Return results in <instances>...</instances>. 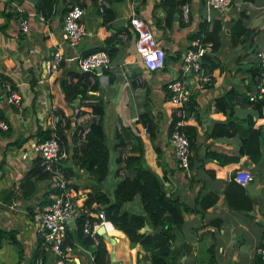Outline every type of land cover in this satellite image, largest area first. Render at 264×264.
<instances>
[{
	"label": "crops",
	"instance_id": "crops-1",
	"mask_svg": "<svg viewBox=\"0 0 264 264\" xmlns=\"http://www.w3.org/2000/svg\"><path fill=\"white\" fill-rule=\"evenodd\" d=\"M159 1L115 2V16L110 21L109 29L114 32L127 25L128 14L134 11L148 22L157 42L163 47L164 65L155 70L145 68L134 50V34L126 28L125 34L123 30L117 34L118 57L110 59L107 72H102L101 67L95 68L97 88L86 90V98L90 102L100 100L103 104L102 125L111 146L108 172L100 182V189L111 196L115 182L122 176L115 172L117 147L120 145H115V133L122 136L123 143L132 145V133H138L132 117L146 113L152 122L154 143L162 150L165 162L174 169L170 179L178 199L189 207H197L196 199L207 192L216 194V200L202 213L182 209L183 222L179 229L173 228V244L181 246L183 242L190 243L193 264H203L208 258L207 246L212 242L213 235L215 264H261L255 259V248L264 233V114L256 118L251 104L242 97L254 88V85L246 84L250 83L249 67L256 61L254 51L264 39V0H232L227 9L214 8L206 0H182L169 22L165 21V10ZM73 3H79L84 9L81 18L84 33L76 45L70 46L60 36L62 17L57 5L55 14L44 17L35 10L32 0H0V74L21 93V102L13 104L7 100L5 89L0 85V115L8 124L6 129L0 128V229L12 230V233H4L0 237V264H27L36 245V222L26 213V209L28 206L32 211L40 205L48 181L47 178L38 179L36 191L26 199L19 195L18 183L35 157L31 144L38 138L37 127L47 128L51 105L64 110L70 106L62 97L54 78L57 70L44 75V61L51 52L59 49L62 54L59 73L76 71L77 57L98 45L105 34L104 29L98 26L101 0H77ZM23 17L28 21L26 32L20 28ZM235 19L241 20L245 32L233 38L232 42L230 27ZM203 20L209 27L212 21L219 22V45L213 51L208 49L221 65L218 73L214 70L216 77L213 84H205L211 79L203 81L198 71L185 68L182 61L189 35L198 30ZM213 74L211 72L214 78ZM172 79L180 80L194 100V110L185 117L187 120H182V123H197L195 148L191 152L189 150L191 165L187 171L177 166L166 133L174 107L165 95L164 85ZM228 87L239 92L232 115L242 117L246 112H252V127L259 129L262 153L257 162L248 158L244 150L246 141L242 143L244 137L241 134L207 136L214 123L226 121L225 113L214 109V99ZM76 101L77 97L73 102ZM150 147V143L146 145L144 160L149 168L157 171L155 154ZM237 168L249 170L252 175L250 181L256 174L259 176L256 186L261 185V192L254 195L255 203L249 210L251 215L229 208L223 198V188ZM78 175H72V183L84 181L81 173L78 172ZM164 184L165 188L169 185L168 181ZM13 200L16 205L10 206ZM122 208L142 212L137 196L125 201ZM216 218L220 219L218 226L209 224ZM68 225L72 226L70 222ZM143 225L148 226L143 231H150L148 222ZM104 234L109 264L112 261L115 264H139L140 255L136 254L138 246L130 247L120 228L109 221ZM13 240L20 248L12 243ZM44 250L45 260L42 264H55V254L46 245ZM87 251L75 250L81 264H90ZM182 254L181 248L176 264H185L181 259ZM261 256L264 257V252Z\"/></svg>",
	"mask_w": 264,
	"mask_h": 264
},
{
	"label": "trees",
	"instance_id": "trees-1",
	"mask_svg": "<svg viewBox=\"0 0 264 264\" xmlns=\"http://www.w3.org/2000/svg\"><path fill=\"white\" fill-rule=\"evenodd\" d=\"M76 1L77 0H32L35 10L40 11L44 17L55 14L56 5L60 9L59 15L62 17L68 7ZM117 1L120 0H101V20L98 26L104 29L105 34L102 36L101 42L88 49L85 54L95 50H103L107 53L109 59L118 57L120 51L118 48L119 37L117 34L121 30H123L122 32L124 33L126 28L131 31V28L127 23V25L114 32L109 29L110 21L115 16L113 4ZM158 3H160L165 10V21L169 22L170 16L175 10L179 9L182 0H160ZM218 29L219 22L217 20L212 21L210 27L207 22L203 20L199 23L198 30L189 35V39L196 36L199 32H203L204 37L202 39L211 42L209 49L213 51L219 45ZM131 32L133 33V31ZM244 32L245 27L241 20L235 19L230 27V34L231 36L233 35L231 41L233 42V38H237ZM210 51H206L202 56V65L205 68V72L210 74L211 79L205 84H213L216 77L213 74L214 70H217L216 73L221 70L220 63L209 54ZM60 63L61 60L56 68L57 73L54 78L59 84L62 97L68 104L73 102L76 97H80V99L85 98L87 96V88H97L95 68L86 71L69 70L59 73ZM249 70L251 71V77L250 83L246 84L247 86L254 85L258 80L260 68L257 60L250 65ZM101 71L107 72V66H102ZM91 78L93 81H91ZM164 89L168 99L170 91L167 90L168 88L165 85ZM249 92L251 91L249 90L248 93ZM248 93L242 98L246 99V101L251 104L252 112L255 113V116H257L256 118H259L264 114V92L260 95H256L253 100L248 99ZM238 95L239 92L237 89L228 87L221 95L215 97L214 109L225 113L226 121L223 123H214L207 133V136L241 134V136L244 137L242 143L246 141L244 150L247 152L248 158L253 162H257L261 158L262 142L258 127L256 129L252 127L254 124L252 112H246L242 117L232 115V108ZM79 104H81L82 109L94 110L98 114L97 119L89 123V129L85 132L83 139L79 140L74 134L70 136L67 135L66 130L69 126V116L66 109L64 110L59 107H57V109L63 116L62 123L60 121L56 122L52 129H41L37 127L36 133L39 139L48 137L51 133L55 134L59 144L67 151V155L63 162L58 161L57 163L68 179L66 185L72 187L76 191V201L78 204H85L92 209L94 212L92 216H97L96 210L101 208L104 211L105 218L125 233L130 247L138 246L139 250L136 254L140 255L138 258L139 264H176V260L181 254V246H175L173 244V238L175 237L173 228L179 229L182 225V209L196 210L202 213L206 207L210 206L216 200V194L214 192H207L196 199L197 207H189L178 199L177 193L172 189L173 181L170 179V173H172L174 169L165 162L162 150L154 143L155 134L150 118L146 113H140L134 120L138 133H132L133 143L130 145L124 163L125 175H119L120 177H118V180L112 188L111 196H108L106 192L100 189V182L105 178L108 172L111 147L102 125L103 104L100 100L97 102L79 101ZM182 109L183 113L180 115L176 114L174 110L172 111L166 129L168 136L174 128L176 121L179 119L187 120L185 117L191 110H194V100L192 96L189 97L188 95V99L183 103ZM195 117L200 125L199 117H197V115ZM143 124H146L148 128L147 137L141 132ZM196 126L197 123L189 121L181 123L179 126L176 125V128L187 138L189 166L191 165V155L189 154L195 148ZM114 137L117 138L115 145L120 144L119 146H121V143L124 142L122 141V136L117 132ZM149 143L153 154H155V161L158 165L157 171L149 168L144 160L146 145H149ZM240 151L242 152V147H240ZM119 159L118 151L116 155L117 166L115 172H118L121 167ZM78 172L85 178L84 181L79 180L72 183V175H78ZM233 175L234 174H232L226 186L223 188L224 201L229 208L233 210H242L248 215H251L249 210L254 206L255 198L247 193L243 185L235 181ZM46 177L47 173L40 164V158L35 156L32 159L30 167L22 173L18 183L19 195L21 198H29L37 189L36 181ZM165 181L169 183L167 188L164 186ZM46 193L47 190L42 194L43 201L39 202V206L47 202L48 198ZM134 196L139 198L142 212H133L122 208V204L132 199ZM26 213L31 216L32 211L28 206ZM145 222H148L150 225V231L140 232L138 229ZM81 223L82 217L80 215L76 217L74 225H67L65 234L66 242L72 243L74 248L79 245L89 250L93 256V264H109L106 242L104 240V235H102L104 233L96 232V239H93L82 233ZM219 223L220 219L218 218L209 221V224L215 226H218ZM11 231L12 230L5 231L0 229V237L4 233H12ZM212 239V242L207 246L208 258L203 264H215V242L213 235ZM12 243L19 247L17 241L13 240ZM44 245H46V243L43 241L42 236L37 233L36 245L31 251L27 264H33L35 260H37V264H42L44 262ZM257 247H261L262 251L256 250ZM19 248L18 253L21 254V249ZM256 248L255 259L261 264H264V257L261 256L264 252V233L261 234ZM146 250L149 252L147 253L148 255L146 254ZM73 253L74 252H70L67 256H71ZM19 256L20 255H18V260ZM63 261L64 258H57L58 264H61L60 262ZM73 264L81 263L76 259Z\"/></svg>",
	"mask_w": 264,
	"mask_h": 264
},
{
	"label": "built area",
	"instance_id": "built-area-1",
	"mask_svg": "<svg viewBox=\"0 0 264 264\" xmlns=\"http://www.w3.org/2000/svg\"><path fill=\"white\" fill-rule=\"evenodd\" d=\"M212 7L218 9H227L232 0H206ZM101 10V6H99ZM84 9L79 3H72L62 16V26L60 36L62 41L70 46L76 45L83 33L84 24L81 20ZM128 24L131 31L134 33V50L139 56L145 68L149 70L159 69L164 65V50L160 43L157 42L148 22L134 11L128 14ZM28 21L26 17L20 20V28L22 31H27ZM203 32H199L196 36L188 39L187 47L182 54L183 66L187 69L198 71L200 78L203 81H208L210 76L205 72V68L201 64L203 54L208 51L211 42L203 40ZM258 66L260 68L258 80L254 84L253 90L248 93V99H255L256 95L264 92V39L254 52ZM62 59V54L59 49H55L47 59L44 61V75L48 76L56 70ZM77 71L91 70L92 68L107 66L110 59L107 53L103 50H95L84 55H80L76 59ZM39 79H42L39 77ZM91 81L93 79L91 78ZM0 85L5 89L6 98L13 104L21 102V93L11 85V82L0 78ZM165 86L170 91L169 101L174 107L176 114L183 113V103L188 99L189 91L185 85L178 79L168 80ZM79 101H89L88 98L80 99L70 103L68 110L69 126L66 130L67 135L74 134L76 138L83 139L85 132L89 129V123L96 120L98 114L94 110L82 109ZM137 117H132L135 120ZM62 123L63 116L58 112L57 106L52 104L50 108V115L47 121V128H53L56 122ZM182 120L176 121L174 128L168 136V143L171 147L172 156L176 160L177 166L187 171L188 164V142L186 136L176 128V125H181ZM7 122L0 115V128L6 129ZM138 132V130H137ZM141 132L146 137L148 136V128L146 124L141 127ZM70 142V141H69ZM131 143L126 142L118 146L120 169L118 173L124 175V162L128 155ZM31 151L40 158V164L47 173V202L41 206L33 208L31 218L36 222L35 230L43 238L46 246L55 254L57 258H64L61 264H73L77 259L79 260L76 249L87 250L84 247L77 245L74 248L72 243L66 242L65 234L67 225L70 222L74 225L76 217H82V233L96 239V229L99 225H106L109 222L105 218L104 211L100 208L96 210L97 216H92L94 212L85 204H78L76 201L77 193L72 187H68L67 177L63 174L58 166L59 159L65 157L67 151L59 144L57 136L51 133L48 137L37 138L31 144ZM233 178L240 185H245L252 178L251 172L243 168H237L234 171ZM16 205L13 200L10 206ZM74 250V251H73ZM256 250L262 251L261 247ZM74 252L73 255L67 256L68 253ZM88 253V260L92 262V254ZM80 261V260H79ZM33 264H37V260Z\"/></svg>",
	"mask_w": 264,
	"mask_h": 264
},
{
	"label": "water",
	"instance_id": "water-1",
	"mask_svg": "<svg viewBox=\"0 0 264 264\" xmlns=\"http://www.w3.org/2000/svg\"><path fill=\"white\" fill-rule=\"evenodd\" d=\"M96 68H99V67H96ZM258 181H259V176L256 174L250 182L244 185L247 193L250 194L251 196L258 195L261 192V185L256 186ZM144 229H148V226L143 225L139 230L143 231ZM104 231H105V227L103 224L99 225V227L96 229V232L98 233H104ZM181 248L183 250L181 259L184 261L185 264H193L194 256L190 251L191 244L187 242H183L181 244ZM111 264H115V263L112 261Z\"/></svg>",
	"mask_w": 264,
	"mask_h": 264
},
{
	"label": "rangeland",
	"instance_id": "rangeland-1",
	"mask_svg": "<svg viewBox=\"0 0 264 264\" xmlns=\"http://www.w3.org/2000/svg\"><path fill=\"white\" fill-rule=\"evenodd\" d=\"M0 78L3 79L4 77L0 74ZM11 85H12V84H11ZM66 155H67V153H66ZM66 155H65V157H66ZM65 157L59 159V161H62V162H63V160L65 159ZM102 235H105V234H102Z\"/></svg>",
	"mask_w": 264,
	"mask_h": 264
},
{
	"label": "bare ground",
	"instance_id": "bare-ground-1",
	"mask_svg": "<svg viewBox=\"0 0 264 264\" xmlns=\"http://www.w3.org/2000/svg\"><path fill=\"white\" fill-rule=\"evenodd\" d=\"M108 228H109V232H110V228H111V227L109 226Z\"/></svg>",
	"mask_w": 264,
	"mask_h": 264
}]
</instances>
